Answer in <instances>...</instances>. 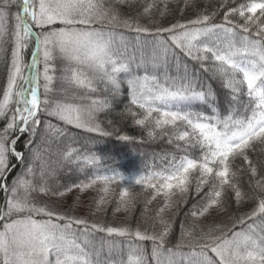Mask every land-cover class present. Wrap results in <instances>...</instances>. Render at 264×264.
I'll list each match as a JSON object with an SVG mask.
<instances>
[{
  "label": "snow or ice",
  "instance_id": "1",
  "mask_svg": "<svg viewBox=\"0 0 264 264\" xmlns=\"http://www.w3.org/2000/svg\"><path fill=\"white\" fill-rule=\"evenodd\" d=\"M126 2L0 0L7 70L0 88V264H264V0H220L215 8L178 0L175 9L169 0H143L125 18L116 4ZM193 7L202 9L194 18H175ZM170 11L174 22H156ZM118 29L136 33L150 53L137 57L135 45L130 52ZM117 111L172 150L136 169L133 160L131 168L120 163L127 152L59 147L69 135L65 126L135 143L116 121L108 120L109 131L99 119ZM25 137L27 152L17 148ZM73 165L83 179L53 182ZM92 189L96 212L110 193L116 211L135 208L146 193L141 215L151 230L93 222L49 203ZM233 204L250 210L206 229L187 223ZM173 207L184 216L175 243L165 215Z\"/></svg>",
  "mask_w": 264,
  "mask_h": 264
},
{
  "label": "trees",
  "instance_id": "2",
  "mask_svg": "<svg viewBox=\"0 0 264 264\" xmlns=\"http://www.w3.org/2000/svg\"><path fill=\"white\" fill-rule=\"evenodd\" d=\"M143 0H127L126 3H117L116 7L118 8V11L124 16L125 18L129 15H135L136 8L140 3H142ZM178 0H169L170 5L172 6V9H175L177 5ZM193 2L197 5H201L204 8H207L211 6V8H215L220 0H193ZM17 9L13 8L12 11L15 12ZM202 10L201 8H189L185 9L183 17H181L178 13L175 14L176 19H190L194 18L195 14ZM172 21L174 22L173 18V12L170 11V13L166 17H157L156 22L158 24H162L164 26H167L168 23ZM143 23L144 21L141 20ZM118 32L123 33L124 42L128 44L129 51H133V45H135V52L137 57H139L142 53H150L151 49H143L142 46L137 42L136 40V33L131 32L127 29H118ZM143 39V38H142ZM150 39V38H149ZM120 40V37L117 36V41ZM31 59V49L25 53V61L29 62ZM174 71V69H173ZM7 76V70H6V64L3 55H0V88L3 87ZM217 89H219V101L223 102L225 100V90L219 88V85H216ZM126 88V86H125ZM123 97H118L117 100H122ZM126 103V100L124 101ZM119 108L122 110L123 104L119 105ZM99 119L104 123V126L109 130L113 131V126L108 125V120H114L115 123V129H118L121 134L128 135L130 137H134L136 139L135 143H127L123 141H116L115 137H98L94 133H87L83 130L74 129L71 128V126H65L66 130L68 131L69 135L64 140L63 144L59 145L60 148L65 147H71V148H77V149H83V150H91L93 152H96L98 154L101 153H107L110 154L113 151H121V152H127L128 158L125 159L123 156L120 159V163L128 166L129 160H133L136 165V169H143L145 165H151L153 163L154 156L156 157V163H159V157L164 152H170L171 146H169L165 140L156 139L152 140L147 137L146 132L141 129L140 127L136 126L132 123V121L129 120H121L119 112H113L109 116H105L103 114L100 115ZM55 122V121H54ZM26 137L22 138L21 141L18 143L17 148L22 149L25 152H27L26 149L23 148V145L25 143ZM143 141L141 143L140 141ZM56 145H53V149L55 150ZM13 163H16L15 159L13 158ZM108 163L112 167H116L117 165L113 161H108ZM24 166L21 165L17 167L13 175H16L17 173H20L23 171ZM75 169V166L73 165L72 168H61L59 171H57L53 177V182L57 185L60 184H71L73 182H79L80 179H83V174L77 169ZM136 169H131V172L134 173ZM123 170V169H121ZM129 174V173H125ZM11 179V177H10ZM116 188L114 189V193L118 194L119 189L118 185H115ZM146 196V193L140 192L137 204L135 208L129 209V210H121L116 211V201H115V195L112 194L109 199L110 202L103 206V209L100 212H96V206L93 204V197L92 204L86 206L85 208H82L80 204H78L76 201L67 203L64 199L57 200L56 198H53V200L49 201V203H59L62 205L61 210H68L69 207L71 209L70 214L86 217L90 221L93 222H99L102 224H107L111 226H120L124 224H129L133 227H135L137 224L143 225L145 227H149L151 225V220L147 217H142V212L144 211V197ZM97 197V194H96ZM95 198V197H94ZM0 199H2V194H0ZM158 201H153L151 205H149V210L155 208L157 206ZM95 206V207H94ZM94 207V208H92ZM250 205L242 204L239 208H236V206L233 204L228 210L220 209L217 211H213L209 216L205 218H200L198 220H189L187 223L189 225L191 224H197L199 226L204 227L205 229L209 226L213 225H219L221 221L227 222L231 217H235L236 215H240L243 212L249 211ZM176 209L173 207L171 210L166 212V218L171 220L173 222V233L171 235L172 243H175L179 240V223L181 220L184 219L183 214H181L179 217L175 216ZM96 212L95 215L92 213ZM103 234H98V239ZM117 243H119L123 238L115 237L112 238ZM144 248L150 252L152 248L151 241H145L142 242ZM171 246V245H170Z\"/></svg>",
  "mask_w": 264,
  "mask_h": 264
},
{
  "label": "rangeland",
  "instance_id": "3",
  "mask_svg": "<svg viewBox=\"0 0 264 264\" xmlns=\"http://www.w3.org/2000/svg\"><path fill=\"white\" fill-rule=\"evenodd\" d=\"M113 190L116 188L115 185L112 186ZM118 189H119V185H118ZM96 191L95 189L89 190L86 193H79L78 191H73L72 193H69L66 197L60 198V199H64L66 200L67 203L76 201L78 204H80V206L82 208H85L86 206L92 204V197H96ZM113 193L109 194V197L112 195ZM95 207V206H94ZM92 207V208H94Z\"/></svg>",
  "mask_w": 264,
  "mask_h": 264
}]
</instances>
